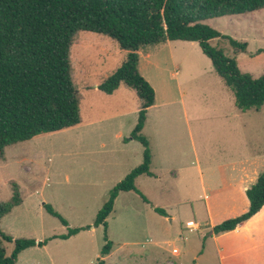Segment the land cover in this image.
Segmentation results:
<instances>
[{
	"label": "trees",
	"instance_id": "1",
	"mask_svg": "<svg viewBox=\"0 0 264 264\" xmlns=\"http://www.w3.org/2000/svg\"><path fill=\"white\" fill-rule=\"evenodd\" d=\"M262 10L264 0H0V158L10 146L83 123V95L75 81L72 54L83 33L108 37L126 52L123 63L98 85V90L111 95L124 86L136 95L138 122L131 139L144 147L143 163L111 190L97 213L94 227L105 228L98 264H106L104 258L113 249L107 220L117 197L121 192H135L148 203L135 181L142 175L154 177L150 142L142 130L148 109L155 103V91L140 73L139 53L167 42L198 43L232 92L237 109L259 111L264 106V74L254 78L243 73L236 59L238 54L247 53L248 44L223 36L206 23ZM220 38L229 41L235 58L211 46V41ZM262 53L264 49L257 55ZM246 194L249 210L215 226L214 235L233 231L260 212L264 206V171ZM22 202L18 186L13 185L12 198L0 201V222ZM45 208L68 226L52 206ZM156 211L165 215L161 209ZM81 230L70 229L68 234L51 239L68 240ZM48 241L15 239L0 228V264H17L23 251L44 247ZM6 244H13L11 254Z\"/></svg>",
	"mask_w": 264,
	"mask_h": 264
},
{
	"label": "rangeland",
	"instance_id": "2",
	"mask_svg": "<svg viewBox=\"0 0 264 264\" xmlns=\"http://www.w3.org/2000/svg\"><path fill=\"white\" fill-rule=\"evenodd\" d=\"M206 24L223 36L248 44L247 53L238 54L236 57L243 73L254 78L264 74V53L257 55L259 50L264 49V10L217 18ZM173 44H181L176 49L175 60L187 62V69L182 66L183 75L190 79L185 86L186 91L196 92L189 101L190 105L198 107L200 111L210 110L207 113L213 114V119L208 121L211 126L208 125L207 128L191 122L192 132L199 127L200 132H203L201 137L205 135L210 138L208 149L218 153L219 147L215 140L219 138L222 130L218 131L219 123L214 120L218 116L212 113L217 109L214 100L219 99V93L228 92L232 97L233 94L215 72L210 59L203 54L198 43L180 41ZM210 44L226 57L235 58L234 48L227 39H215ZM163 48L165 46L161 45L141 52L140 58L145 75L141 71L140 73L148 82V79L152 80L161 100L168 88L165 81L169 77L165 67L167 49ZM147 53L153 55V60L158 62L159 70L151 66V60L146 57ZM72 54L75 81L84 99L82 115L86 119L87 110L92 105L100 108L103 104L102 97H105L102 93H95L94 86L115 72L125 60L126 52L108 37L83 33ZM255 112L253 110L247 115L250 121L247 118L243 121L246 122L245 127L251 131L245 134L249 140L253 136L255 149L264 152V112L260 115ZM248 122L259 125L260 131H253L252 135V127L246 126ZM84 125L85 122L75 128L10 146L4 157L0 158V201L7 202L12 198L13 185L20 187L23 199L20 207L1 220L0 228L15 239L49 240L45 249H34L26 253L30 255L28 264H98L101 259V250L105 245V228L102 225L94 227V222L111 190L125 179L116 182V176L124 168L108 166L102 169L99 164L94 163L108 165L110 154H105L95 143L88 148L87 139L90 134ZM126 136L131 137L129 134ZM232 138L235 139V136ZM201 141L200 146L205 145L206 142ZM137 144L141 147V143ZM141 149L143 151L142 147ZM139 153L140 150L134 149L123 155L129 157L132 154L131 161L126 164L127 169H134L142 164V161L134 164L132 160L134 155L139 158ZM143 180L145 177L139 182V187H143ZM45 205L52 206L68 222V226L50 215ZM145 206L142 197L132 192L115 204L107 220V234L114 243V254L104 258L106 264H156V257L158 264H178L179 261L181 264L192 263L193 254L188 251L193 250L192 246L195 245L201 249L203 234L207 236L211 230H207V226L202 227L200 235L187 230L185 221L189 218V211L186 209L179 210L173 223L162 224L154 221L152 224L148 218L150 211H145V208L150 209ZM76 228L82 230L69 240L51 239L66 235L70 229ZM12 250L13 244H6L7 253L11 254ZM173 250L180 253L176 254Z\"/></svg>",
	"mask_w": 264,
	"mask_h": 264
},
{
	"label": "crops",
	"instance_id": "3",
	"mask_svg": "<svg viewBox=\"0 0 264 264\" xmlns=\"http://www.w3.org/2000/svg\"><path fill=\"white\" fill-rule=\"evenodd\" d=\"M173 43L175 42L163 45L165 46L163 49H167L165 67L169 72V77L165 81L168 88L165 89L163 100L160 99L158 89L152 80L148 79L155 91V103L148 109L142 134L150 142L151 172L154 177L142 175L135 181L136 187L148 200V203L143 200L150 209L145 208V211H150L148 218L152 224L154 221L163 224L175 222L179 210L186 209L189 211V218L185 221L187 230L198 235L202 227L207 226V230H211L209 235L203 234L201 249L195 245L192 246L193 250L188 251L193 254L192 263L188 264H264V206L260 212L235 230L219 235L213 234L215 226L241 216L249 210L250 203L246 192L264 171V152L255 149V139L252 136L249 140L246 134L251 131L245 127L246 122L243 123L245 118L250 121L247 115L254 109L242 112L235 106L234 96L228 92L219 93V99L214 100L217 109L212 112L218 116L214 119L219 123L218 131L222 130L219 138L215 140L219 147L218 153L208 149L210 138L205 135L201 137L203 132H200L199 127L192 132L191 122L200 125L201 128H207L213 114L207 113L210 110L200 111L198 107L190 105L189 101L196 92L186 91L185 86L190 79L183 75L182 66L187 69L185 66L187 62L175 60L176 49L181 44L173 46L177 45ZM141 56L140 52L139 69L144 74L140 63ZM146 57L151 60L152 67L160 69L158 62L153 60V55L147 53ZM98 85L94 86V90L100 95L102 92L98 90ZM104 95V98L100 96L103 99L100 108L92 105L87 110L88 117L85 119L82 115L86 124L84 126L90 134L87 139L88 148L95 143V146L103 149L105 154H110L108 165L94 163L99 164L102 169L111 166L125 170L132 154L129 157L123 155L127 151L131 153L134 149L140 150V153L139 158L134 155L133 163L138 164L141 161L143 163L144 147L141 144L142 151L137 144L138 141L126 136L127 134L131 136L138 122L136 95L124 86L111 95ZM263 112L264 106L255 113L260 115ZM250 123L248 122L246 126L252 127V135L253 131H260L259 125ZM232 136H235V139ZM110 137L113 139L110 140ZM201 140L206 142L205 145L200 146ZM131 168L117 175L116 182H120L135 169ZM143 177L145 183L143 187H139ZM129 193L121 192L115 204ZM156 209L163 210L165 215L159 214ZM188 222H194L195 229H189ZM46 247L48 245L26 249L19 255L17 264H28L30 255L26 254L27 252ZM173 251L176 254L180 253L177 250ZM113 254L114 247L108 256L112 257ZM157 259L156 257V264ZM178 264H181V261Z\"/></svg>",
	"mask_w": 264,
	"mask_h": 264
},
{
	"label": "built area",
	"instance_id": "4",
	"mask_svg": "<svg viewBox=\"0 0 264 264\" xmlns=\"http://www.w3.org/2000/svg\"><path fill=\"white\" fill-rule=\"evenodd\" d=\"M187 227H188L189 229H195L194 222H188V223H187Z\"/></svg>",
	"mask_w": 264,
	"mask_h": 264
}]
</instances>
